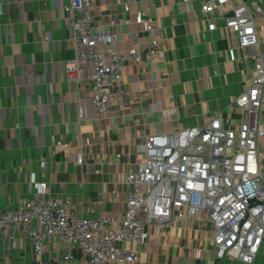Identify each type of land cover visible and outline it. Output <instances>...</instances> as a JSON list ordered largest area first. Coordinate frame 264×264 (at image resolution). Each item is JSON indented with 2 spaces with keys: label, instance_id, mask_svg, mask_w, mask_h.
<instances>
[{
  "label": "crops",
  "instance_id": "0c3cea01",
  "mask_svg": "<svg viewBox=\"0 0 264 264\" xmlns=\"http://www.w3.org/2000/svg\"><path fill=\"white\" fill-rule=\"evenodd\" d=\"M68 1L0 0V210L13 209L32 186L47 182L50 194L72 200L77 215L93 210L122 219L127 174L145 160L149 135L202 125L217 114L226 126L240 124L244 114L235 99L254 80L264 18L257 20L259 44L245 49L226 25L227 8L206 13L200 0H92L95 21H115L122 52L136 30L140 45L149 46L145 18L162 30L159 53L123 63L120 84L127 95L99 114L88 72L71 81L65 71L75 57ZM251 1L264 10V0ZM213 227L206 213L162 228L151 224L146 241L134 245L139 259L131 264H247L217 257ZM195 248H202L201 257L193 256ZM63 252L55 240L44 257L59 264ZM34 253L23 234L0 235V260L7 255L12 264H35ZM75 254L78 263L84 254ZM255 260L264 264V242Z\"/></svg>",
  "mask_w": 264,
  "mask_h": 264
},
{
  "label": "built area",
  "instance_id": "2783aa9c",
  "mask_svg": "<svg viewBox=\"0 0 264 264\" xmlns=\"http://www.w3.org/2000/svg\"><path fill=\"white\" fill-rule=\"evenodd\" d=\"M200 2L206 13L229 10L226 25L234 29L241 48L259 44L257 20L259 15L264 18L260 5L251 0ZM64 10L75 43V57L65 66L67 78L79 81L88 72L91 99L97 112L104 114L127 95L120 84L123 63L156 56L162 30L142 12L150 44L141 46L136 30L132 46L122 52L112 29L115 21L109 25L95 21L92 0H69ZM253 67L254 80L235 99L244 114L237 127L226 126L217 114L202 125L147 137L145 160L127 174L130 192L122 219L93 210L87 216L77 215L70 198L50 194L48 183L40 182L13 209L0 210V235L16 239L23 234L30 239L35 264H52L44 256L47 244L55 240L64 244L59 264H131L139 259L134 245L146 241L149 225L162 228L176 219L206 213L214 226L217 257L252 264L264 242L263 51L256 52ZM76 250L84 254L78 263ZM202 254V248L193 250L195 258ZM0 264H12L11 258L3 256Z\"/></svg>",
  "mask_w": 264,
  "mask_h": 264
},
{
  "label": "rangeland",
  "instance_id": "374dc122",
  "mask_svg": "<svg viewBox=\"0 0 264 264\" xmlns=\"http://www.w3.org/2000/svg\"><path fill=\"white\" fill-rule=\"evenodd\" d=\"M261 150H262V154H263V156H262V158L264 159V142H263V144L261 145ZM264 168V167H263Z\"/></svg>",
  "mask_w": 264,
  "mask_h": 264
}]
</instances>
